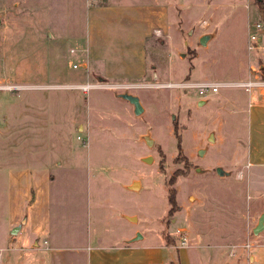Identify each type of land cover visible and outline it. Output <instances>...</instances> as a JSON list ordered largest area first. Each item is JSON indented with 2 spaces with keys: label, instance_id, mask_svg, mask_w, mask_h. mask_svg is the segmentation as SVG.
<instances>
[{
  "label": "rangeland",
  "instance_id": "1",
  "mask_svg": "<svg viewBox=\"0 0 264 264\" xmlns=\"http://www.w3.org/2000/svg\"><path fill=\"white\" fill-rule=\"evenodd\" d=\"M92 1L0 0V264H85L88 247L136 233L138 257L264 264V227L252 233L264 163L247 160L264 140L249 142V91L229 84L202 98L187 86L264 80V52L246 47L253 31L264 44V0H178L126 88L83 65ZM120 91L138 96L139 113Z\"/></svg>",
  "mask_w": 264,
  "mask_h": 264
},
{
  "label": "crops",
  "instance_id": "2",
  "mask_svg": "<svg viewBox=\"0 0 264 264\" xmlns=\"http://www.w3.org/2000/svg\"><path fill=\"white\" fill-rule=\"evenodd\" d=\"M177 2L178 0H93L86 5L84 12L83 65L97 76L111 79L108 82H123L127 81L123 78L141 77L147 68L146 43H151L158 36L154 29H158L161 34L169 28L170 21L175 19ZM201 24H207V21L202 18ZM205 32L211 33L208 39L214 35L213 30ZM256 98L264 99V96L256 89L249 90L250 100L247 105L250 108H246L249 112L246 119L249 124V142L252 140V133L255 142L258 139L264 140V104L253 103ZM247 153L248 162L264 163V154L251 142ZM134 240L122 238L114 244L95 243L85 249L84 262L190 264L187 254L182 260L177 255L176 259L166 262L159 246L155 247L160 251L158 256L150 253L138 257L135 254L137 247L131 243ZM50 250L53 252V248Z\"/></svg>",
  "mask_w": 264,
  "mask_h": 264
},
{
  "label": "built area",
  "instance_id": "3",
  "mask_svg": "<svg viewBox=\"0 0 264 264\" xmlns=\"http://www.w3.org/2000/svg\"><path fill=\"white\" fill-rule=\"evenodd\" d=\"M253 27L255 30L259 31L261 28L260 22L256 21L253 23ZM154 32L158 34V29H154ZM259 38L257 34L253 32H249L247 37V49H257L259 48L262 52H264V44L259 45L258 42ZM233 84L236 86H242L245 90H251L252 86L256 85H264V80L256 81V80H246V81H235V82H222V81H198V82H190L187 86L195 87L196 93L200 95V97L204 98L208 94L217 92L218 88ZM130 84L127 82H106L105 86L114 87V88H126ZM80 90L87 91L91 87L98 86L97 84L90 82H83L76 85ZM180 245H185V240H180Z\"/></svg>",
  "mask_w": 264,
  "mask_h": 264
},
{
  "label": "water",
  "instance_id": "4",
  "mask_svg": "<svg viewBox=\"0 0 264 264\" xmlns=\"http://www.w3.org/2000/svg\"><path fill=\"white\" fill-rule=\"evenodd\" d=\"M211 36V33L210 32H204V33H201L198 37V41L200 42V44L204 45L207 41V39ZM98 80H102L103 77L101 76H96ZM117 96L127 100L131 106H132V110L134 113H139L142 109V106L140 104V101L138 99V96L136 94H133V93H130L128 91H120L118 93H116ZM204 99H199L197 102L199 103L200 101H203ZM139 137H141L144 142L146 144L150 143L151 142V139L150 137H148L147 133H143V134H140ZM208 140L212 139V135L211 133H209L208 137H207ZM198 153H201V149H198ZM143 160L145 161H148V159L150 158L149 155L145 156V157H142ZM198 169V167H197ZM214 170L217 174L219 175H223V174H228V171L222 169V167H220L219 165H216L214 167ZM132 185L135 184V181H133L131 183ZM125 217L127 219H135V216L134 215H125ZM264 227V210L258 215L257 217V220H256V223L255 225L252 227V233L256 234L258 231H260L262 228ZM18 227L16 226H13L10 228V232L11 233H14L15 230L17 229ZM140 237L139 233H136L133 237H131V239H136Z\"/></svg>",
  "mask_w": 264,
  "mask_h": 264
},
{
  "label": "trees",
  "instance_id": "5",
  "mask_svg": "<svg viewBox=\"0 0 264 264\" xmlns=\"http://www.w3.org/2000/svg\"><path fill=\"white\" fill-rule=\"evenodd\" d=\"M167 202L169 204L168 209H167L168 210L167 212H171L173 210V199L168 198L167 199Z\"/></svg>",
  "mask_w": 264,
  "mask_h": 264
},
{
  "label": "bare ground",
  "instance_id": "6",
  "mask_svg": "<svg viewBox=\"0 0 264 264\" xmlns=\"http://www.w3.org/2000/svg\"><path fill=\"white\" fill-rule=\"evenodd\" d=\"M135 184H136V182H135Z\"/></svg>",
  "mask_w": 264,
  "mask_h": 264
}]
</instances>
